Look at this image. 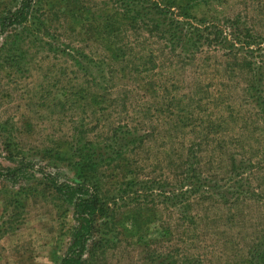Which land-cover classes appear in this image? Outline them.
Here are the masks:
<instances>
[{"label": "rangeland", "instance_id": "rangeland-1", "mask_svg": "<svg viewBox=\"0 0 264 264\" xmlns=\"http://www.w3.org/2000/svg\"><path fill=\"white\" fill-rule=\"evenodd\" d=\"M156 1L205 26L235 22L264 46V0ZM20 2L0 0V17ZM34 9L0 34V173L20 169L0 177V264L60 263L77 221L42 174L78 182L92 156L109 208L83 264H264L260 52L247 55L254 76L226 47L185 59L119 18L117 37L96 30L116 13L107 0ZM188 154L207 176L189 204L174 198Z\"/></svg>", "mask_w": 264, "mask_h": 264}, {"label": "trees", "instance_id": "trees-1", "mask_svg": "<svg viewBox=\"0 0 264 264\" xmlns=\"http://www.w3.org/2000/svg\"><path fill=\"white\" fill-rule=\"evenodd\" d=\"M107 3L111 5V9L116 13L115 15H104L101 22L94 21L97 23L94 24L95 29L100 32L107 29L111 30L112 26L116 25L115 18H119V21L125 22L129 28H135L136 33L139 30L145 31L148 38L156 40L155 44L158 46V50H167L168 54L175 52V48H180L182 53L189 55L184 57L185 59H192L197 54L204 52L202 49L204 47L207 49L216 48L214 46L226 47L228 50L227 56H231L232 59L242 58L244 67L242 65L240 70H246L248 74L255 76L258 67H254L256 65L254 60L247 59V55H252L255 51L260 52L259 55L262 61L259 62L261 63L259 69L264 71V52L262 55L261 49H259L263 48L262 51H264V46L261 47V37L241 31L235 22L227 20L222 27L218 24L205 26L204 23L190 17L187 13H182V11L179 14L175 13L179 10L173 9L171 7L173 5L162 4L156 0H107ZM35 5L36 0H21L17 9L1 16L0 34L11 27L28 23L36 11L34 9ZM114 30L110 32L117 37L120 31H117L118 29ZM107 34L110 37L112 36L109 33ZM243 52L244 55H241ZM180 55L178 53L177 56ZM261 95L260 92L256 102L258 105H256L264 111V98ZM190 154L184 161L186 168L180 173L181 177L179 179L180 183L183 181L188 184V190H181V192L174 195L175 199L184 200L188 204V199L191 197L188 192L193 191L194 193L193 186L198 184L205 186L203 183L207 181L203 179L207 176L198 173L200 171L194 167L190 160ZM98 165L99 161H96L94 156H92L89 163L76 165V171L81 170L83 173L77 172L80 181L74 183H58L50 175L42 174L44 178L51 182L55 191L61 193L67 202L73 206L74 218L77 221V225L70 236V245L59 264H83L86 243L93 236L96 221L108 212L109 204L105 198L106 196L102 193L101 184L96 180L97 177L94 174ZM19 172L20 169H9L5 174L0 173V177H13ZM207 188L209 189V187ZM208 191L206 192L209 193ZM200 195L202 197L203 194H196L197 197Z\"/></svg>", "mask_w": 264, "mask_h": 264}]
</instances>
